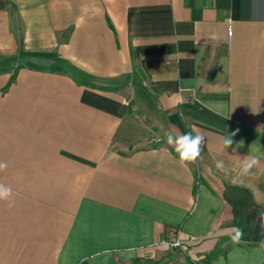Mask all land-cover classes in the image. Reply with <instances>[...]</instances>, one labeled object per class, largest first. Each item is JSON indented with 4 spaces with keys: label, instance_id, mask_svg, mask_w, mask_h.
<instances>
[{
    "label": "crops",
    "instance_id": "0c3cea01",
    "mask_svg": "<svg viewBox=\"0 0 264 264\" xmlns=\"http://www.w3.org/2000/svg\"><path fill=\"white\" fill-rule=\"evenodd\" d=\"M3 68L0 264L160 261L178 232L264 264V0H0ZM173 129L205 137L199 171Z\"/></svg>",
    "mask_w": 264,
    "mask_h": 264
},
{
    "label": "clouds",
    "instance_id": "9594fccd",
    "mask_svg": "<svg viewBox=\"0 0 264 264\" xmlns=\"http://www.w3.org/2000/svg\"><path fill=\"white\" fill-rule=\"evenodd\" d=\"M239 130L237 129V132ZM236 135V132L231 133L226 136L222 145L225 149L232 147L233 139ZM205 142V137L202 134L193 135L192 132L179 134L175 129L167 133V144L174 148L175 152L178 153L181 162H195L197 158L200 157L202 151V145ZM243 143H240L239 146H242ZM258 164L257 157H248L246 156L240 166V172L237 176L232 178V183L235 184L238 182L241 176H246L251 174V170ZM6 165L0 164V169L5 168ZM216 168L223 170L224 163L223 161L216 162ZM12 189L10 187L0 185V199H7L11 195ZM264 216V213L261 214ZM241 235L240 232H237L236 237L238 238Z\"/></svg>",
    "mask_w": 264,
    "mask_h": 264
},
{
    "label": "rangeland",
    "instance_id": "374dc122",
    "mask_svg": "<svg viewBox=\"0 0 264 264\" xmlns=\"http://www.w3.org/2000/svg\"><path fill=\"white\" fill-rule=\"evenodd\" d=\"M149 119L152 120V117L148 115ZM203 162V154L201 153L200 157L197 158L195 162H193V166L199 171V169L202 167ZM230 239V240H229ZM241 239V238H240ZM244 239V238H243ZM239 240V237L232 238H226L222 241H220L217 244V247L224 249L228 245H234ZM246 243V241H243ZM216 248V247H215ZM163 258L160 264H187L190 260L195 261L197 263L202 261V258L195 256L194 252L192 250H189L187 248H178L174 249L171 247L165 246V250L162 253Z\"/></svg>",
    "mask_w": 264,
    "mask_h": 264
},
{
    "label": "trees",
    "instance_id": "16d2710c",
    "mask_svg": "<svg viewBox=\"0 0 264 264\" xmlns=\"http://www.w3.org/2000/svg\"><path fill=\"white\" fill-rule=\"evenodd\" d=\"M34 59L35 60H31V61L25 62L24 64H21L20 67H29V68L43 71V72L63 71L62 69L58 67H51L50 62L48 60H45L43 58H34ZM9 71L10 69L3 68V69H0V74L8 73ZM197 180L198 181L201 180V177H199L198 174H197ZM257 235L260 236V238L264 239V230H258ZM222 253H223V249L216 247L210 252H207L206 254H204L201 262L197 263L195 261L190 260L187 264H212L213 261ZM160 263L161 261L137 260L135 261L134 264H160Z\"/></svg>",
    "mask_w": 264,
    "mask_h": 264
},
{
    "label": "built area",
    "instance_id": "2783aa9c",
    "mask_svg": "<svg viewBox=\"0 0 264 264\" xmlns=\"http://www.w3.org/2000/svg\"><path fill=\"white\" fill-rule=\"evenodd\" d=\"M228 24H229V26H228V35L231 38L232 34H233V31H232V25H231V21L230 20H229ZM161 245L167 246V247H171V248H174V249L184 248V243H183V241L180 238L179 232L176 234V237L174 239L164 241V242H162Z\"/></svg>",
    "mask_w": 264,
    "mask_h": 264
}]
</instances>
